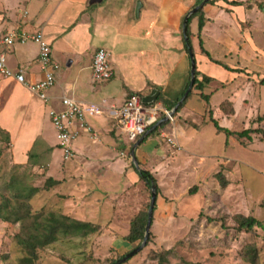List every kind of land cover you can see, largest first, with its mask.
<instances>
[{
	"label": "rangeland",
	"instance_id": "1",
	"mask_svg": "<svg viewBox=\"0 0 264 264\" xmlns=\"http://www.w3.org/2000/svg\"><path fill=\"white\" fill-rule=\"evenodd\" d=\"M232 1L239 4L231 3V6L244 2ZM260 1L264 3V0ZM145 2L149 4L148 0ZM259 4L257 0L256 9L260 13L256 9L247 11L248 17L260 16L259 26L256 20L252 29L243 20L238 26L234 19H243L239 8L228 11L234 18L231 25L225 26L218 12L214 23L208 25L209 33L205 36L201 33L205 48L214 58L230 67L247 65L260 73L256 70L248 72L245 68L244 73L241 70L227 79L224 72L230 73L228 69L224 71L222 65L208 62L205 73L217 80H212L203 90L193 87L187 99L189 122L196 127L188 128L190 133L183 138L188 143L187 148L179 153L181 148L172 146L173 150L161 157L164 162L152 161L154 164L149 168L139 162L141 168L149 170L156 178L157 200L147 245L121 264H252L245 254L250 244L258 248L257 264H264V136L253 133L252 140L236 134L228 136L217 131L210 117L213 114L220 125L236 132L264 128V84H261L264 75V5L260 8ZM211 5L217 6L216 3ZM194 22H198L197 17L191 21L189 38L199 60V55H206L201 53L199 32L197 37L191 34ZM251 30L254 32L250 42L245 33H251ZM242 53L245 59L239 58ZM253 58L261 60L256 63ZM203 75L200 71L198 77L201 79ZM220 79L228 81L224 83ZM203 93L209 94V102L203 98ZM187 119L184 120L188 122ZM40 126L43 135L53 144L51 155L43 145H37L31 150L32 155L16 156L10 138L0 130V213L20 209L19 215L24 217L20 221L14 220L16 215H11L12 221L0 217V264H26L22 258L28 256L27 247L20 244L18 237L25 231L33 232V222L42 221L51 213L90 222L98 230L88 235H60L55 242L38 247L37 258L31 264L114 263L142 243H130L126 237L132 220L142 210H149L151 186L140 178L135 166H132L135 170L130 172V177L114 175V181L108 179L105 182L101 178L103 171L96 167L90 171L98 174L103 185H93L90 179H85L86 171L71 170L75 163L89 167L80 161L78 147L75 148L77 155L75 153L70 160L64 159L57 131L48 114ZM163 129L167 130L166 125ZM117 131L114 126L113 133ZM154 134L151 135L152 144L157 141L169 143L158 137V133ZM120 136H116V146L126 151L131 149L130 144L123 145ZM187 149L192 153H187ZM127 158L132 165L131 155ZM220 171L228 180L226 187L216 175ZM49 178L58 183L47 187ZM116 180L120 183L112 185ZM33 188L38 190L28 198L27 192ZM191 188L194 189L192 192ZM91 204L95 208H85ZM238 215L254 216L261 224L253 231L243 230L239 228ZM27 226L31 227L25 230Z\"/></svg>",
	"mask_w": 264,
	"mask_h": 264
},
{
	"label": "crops",
	"instance_id": "2",
	"mask_svg": "<svg viewBox=\"0 0 264 264\" xmlns=\"http://www.w3.org/2000/svg\"><path fill=\"white\" fill-rule=\"evenodd\" d=\"M197 1L148 0L149 4L146 5L145 0H0V33L17 30L28 33L42 31L52 46L56 77L55 85L49 90V101L45 102L14 78L0 75V127L9 134L16 156L25 154L27 157L37 145H43V149L50 155L53 154V144L43 135L40 123H43L46 114L50 118L51 107L60 108L61 98L69 96L85 105H95L101 110L97 115L88 116V122L99 134L98 141L94 143L89 133L82 132L74 144L75 147L73 146L80 150V161L87 163L89 167L84 168L80 163H75L71 170L86 171L85 179H90L96 186L103 185L98 174L90 171L96 167L103 171L101 178L104 182L108 179L114 181V175L130 177V172L135 170L127 158L131 149L126 151L116 146V136L120 134L123 145H131L119 133L117 111L133 93L144 98L156 97V100L148 103H156L165 109L175 103L169 109L171 112L181 100L191 79V59L183 34V21L187 13L197 6ZM231 1L212 2L218 7L211 5L212 3L204 6L207 22L202 36L209 33L208 25L214 23L215 14L218 12L224 25H231L233 17L228 11L233 9L240 8L243 12V19L233 18L238 26H241L242 20L249 24L250 29L255 26V20L259 26L260 16H247V11L256 9L257 0H244L243 5L239 6H231ZM258 1L264 5L262 1ZM256 11L260 13V10ZM197 27L198 22H194L191 34H196L195 37L199 32ZM220 28H223L222 25ZM262 30L264 32V28ZM253 32L251 30V33H245L250 42L253 41ZM192 46L195 54L194 44ZM99 48L109 51L115 70V75L109 81L92 80L93 57ZM38 57L39 45L32 41L16 43L7 50L8 66L13 70H23L30 82L44 76ZM208 58L207 55H199V60L196 58L198 71L206 75L208 74L205 69L211 61ZM239 58L245 59L243 53ZM252 60L257 63L261 59ZM232 68L241 69V73H244L245 68L248 72L256 70L247 65ZM229 72H224L227 79L240 71ZM256 72L260 73L257 70ZM209 76L217 80L215 76ZM220 81L225 83L228 80ZM187 99L178 107L179 111L177 108L173 113L174 121L167 119L161 125H166L172 139L181 148L179 153L187 148L188 143L183 138L190 133L188 128H196L189 122ZM114 126L118 130L115 133ZM155 132L157 133L156 130ZM151 135L155 134L145 137V141L136 148L139 162L148 168L157 161L164 162L161 157L173 150L171 144H164L163 141L152 144ZM194 141L197 143V139ZM187 153H192V150L187 149ZM118 183L120 182L116 180V183L111 184ZM91 206L94 207V204L85 208Z\"/></svg>",
	"mask_w": 264,
	"mask_h": 264
},
{
	"label": "built area",
	"instance_id": "3",
	"mask_svg": "<svg viewBox=\"0 0 264 264\" xmlns=\"http://www.w3.org/2000/svg\"><path fill=\"white\" fill-rule=\"evenodd\" d=\"M31 41L39 45L38 61L44 76L40 80L30 82L23 70H13L8 66L7 50L16 43L24 44ZM0 75L14 78L43 101H49V90L55 85L56 77L52 46L42 31L28 33L17 30L0 33ZM114 75L115 70L110 62L109 51L99 48L93 57L92 80L94 82L109 81ZM144 99L142 95L133 93L117 111L118 127L128 143L138 141L150 127L164 117L171 122L174 121V116L169 109L156 103H148ZM100 112L97 106L85 105L69 96L61 98L60 108H50V120L57 131L58 144L63 148L65 160L74 157L76 151L73 146L82 132L89 133L94 143L98 141L99 134L88 122V116H94ZM156 131L161 139L167 140L173 147H178L169 131L162 126L157 127Z\"/></svg>",
	"mask_w": 264,
	"mask_h": 264
},
{
	"label": "trees",
	"instance_id": "4",
	"mask_svg": "<svg viewBox=\"0 0 264 264\" xmlns=\"http://www.w3.org/2000/svg\"><path fill=\"white\" fill-rule=\"evenodd\" d=\"M201 1L202 0H198L196 5L200 4ZM214 1L215 0H209L206 4H210ZM230 3L236 4V5L239 4L238 1H232ZM259 6H260V8H262L263 7L262 3H260ZM195 17L198 18L201 52L203 54L207 55L211 61L222 65L224 68H226L230 71H241V69L232 68L229 65L222 63L221 61L215 60L212 57L211 53L205 48V46L203 44V39L201 37L202 30H203V28L206 24V21H207V17L205 15L204 7L199 9L194 14H192L191 17L189 18V21H188L189 37H190V31H189L190 23H191V20ZM189 40H190V43L192 46L191 38H189ZM195 74H196L195 82H194L195 89L203 90L204 87L213 80V77L206 75V74H204L202 76V78L200 79L198 77L200 75V72L198 71L197 68H196ZM261 84H264V78L262 79ZM188 87H189V84L187 85L186 90L188 89ZM191 93H192V90L190 91L188 97L191 95ZM202 96L207 102H209V99H210L209 94L203 93ZM160 98L161 97H158V99H160ZM161 100H163V99L161 98ZM174 105H175V103H174ZM173 106H169L168 109H172ZM181 106H179V108ZM179 108L177 111H179ZM210 117H211V120L214 123L217 131L218 132H225L228 136L236 134L240 138H247L249 140H252V134L253 133H261L264 136V129L247 128V129H244L242 131L236 132V131H232L231 129H229L227 127L220 125L218 120L216 118H214L213 114H211ZM0 130L3 131L1 129V127H0ZM3 132H5V131H3ZM153 133H155V132H153ZM6 136L9 137V134L6 133ZM133 145H134V143H131L130 146H133ZM30 155H32L31 152H30ZM132 166H134V164H132ZM139 172H140L139 173L140 177L146 182V184L148 186H151L152 183H155L157 185L156 178L154 177V175L149 170L143 169L142 171H139ZM216 175L219 178L221 185L226 187L228 185V180L224 177L223 173L220 171ZM56 182L58 183V181H56L55 179L49 178L47 187L53 186ZM157 188H158V185H157ZM37 190H38L37 188L29 189V191L27 192V197L28 198L31 197L33 194H35L37 192ZM193 190L194 189L191 188L190 192H192ZM6 204H10V202H7ZM0 210H1V205H0ZM26 212H28V210H26ZM20 213H21L20 209H14L10 213H4V214L0 213V217L4 221H12L11 215H16L14 220L20 221L21 219H24L23 216L19 215ZM29 215H30V213H29ZM36 218L40 219V216H36ZM147 219H148V211L142 210L132 220L130 233L126 237V239L130 243H135L137 241H140V242L143 241L145 229H146V225H147ZM208 219L214 220L211 217H208ZM237 222L239 224V228H241L243 230H247V231H253V229L256 226H259L261 224V221H259V219H257L254 216H251V215H248V216L238 215L237 216ZM30 227L31 226H27L25 228V230L29 229ZM32 227H34L33 232L27 233V231H25L24 235L20 234L18 237V241L20 242V244L25 245L27 247L28 256L22 258V262H25L26 264H31V262L37 258L36 249L38 247H44V246H46L52 242H55L60 235H62V236H69V235H75V234L88 235V234L98 230V227L96 225L90 223V222H86V221L79 220V219L77 220V219L71 218V217L66 216V215H58L55 213H51L48 217L47 216L44 217V219L42 221L37 220V221L33 222ZM245 254H246V259L249 262H251L252 264L258 263L259 251H258V248L256 247V245H254V244L248 245L246 247ZM33 264H35V263H33Z\"/></svg>",
	"mask_w": 264,
	"mask_h": 264
},
{
	"label": "water",
	"instance_id": "5",
	"mask_svg": "<svg viewBox=\"0 0 264 264\" xmlns=\"http://www.w3.org/2000/svg\"><path fill=\"white\" fill-rule=\"evenodd\" d=\"M208 1L209 0H202L200 4H198L197 6L193 7L187 13V15L185 16L184 21H183V34H184V38H185V41H186V45H187V47L189 49V55H190V59H191V79H190V83H189L188 89L186 90V92L184 93L183 97L178 102V104L172 110V114L177 110V108L181 105V103L186 99V97L188 96L190 91L193 89L194 82H195V77H196L195 71H196V68H197V62H196L195 54H194V51H193V47L191 46V43H190V40H189L188 21H189V18L191 17V15L194 14L195 12H197L199 9L203 8ZM144 100L146 102H151L153 100H156V97L145 98ZM166 120H167V117H164L161 120H159L156 124H154L152 127H150L146 131V133L138 141H136L134 143V146L131 148L130 155H131L132 162H133L134 166L139 171H142L143 168H141V166L139 164V161L137 159V156H136V148H137V146L144 140L145 137H148L151 133H153L157 129V127L161 126L162 123H164ZM151 190H152V197H151V201H150V207H149V210H148L147 225H146L144 239H143L142 243L140 245H138L137 247H135L130 252H128L127 254H125L122 258L118 259L117 261H115L112 264H121V263H123L124 261L128 260L129 258H131L133 255H135L136 253L140 252L147 245L148 240H149V236H150V232H151L153 210H154V206H155L156 200H157V185L155 183L151 184Z\"/></svg>",
	"mask_w": 264,
	"mask_h": 264
}]
</instances>
